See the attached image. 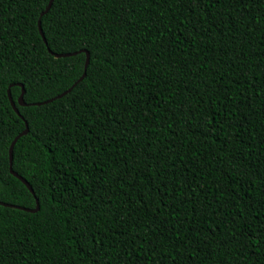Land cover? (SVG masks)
I'll use <instances>...</instances> for the list:
<instances>
[{
  "label": "trees",
  "instance_id": "trees-1",
  "mask_svg": "<svg viewBox=\"0 0 264 264\" xmlns=\"http://www.w3.org/2000/svg\"><path fill=\"white\" fill-rule=\"evenodd\" d=\"M48 2L0 0V264H264V0Z\"/></svg>",
  "mask_w": 264,
  "mask_h": 264
},
{
  "label": "water",
  "instance_id": "water-1",
  "mask_svg": "<svg viewBox=\"0 0 264 264\" xmlns=\"http://www.w3.org/2000/svg\"><path fill=\"white\" fill-rule=\"evenodd\" d=\"M54 0H49L48 4L46 5V8L41 12V15H40V19L38 21V26H39V30L41 32V35L44 39V41L47 43V39H46V36H45V33H44V30L42 28V22H41V16L45 13H47L50 9V7L52 6V3H53ZM49 51L52 52L55 56L57 57H61V56H70V55H74L76 53H78L79 51H67V52H55V51H52L50 49V47H48ZM80 51H85L86 52V61H85V68H84V72L83 74L75 81V83H73L68 89L64 90L63 92L53 96V97H50L48 99H45V100H42V101H36V102H32V104H44V103H47V102H50L56 98H59V97H62L63 95L67 94L68 92H70L73 87L78 83L80 82L86 75L85 73H87V67L89 65V62H90V53L88 50L86 49H81ZM19 85L22 86V91L17 99V101L13 98L12 96V93H11V86L13 84H10L9 88H8V95H9V98H10V101L12 103V106L13 108L15 109V111L21 116L23 117V115L21 114L18 106H17V102L20 104V105H28L30 103H27L24 99V94H25V87L22 83H18ZM26 122V127L24 130H22L20 133H18L14 139L12 140V143L10 145V170L11 172L16 175L19 179H21L26 185L27 187L35 194L34 192V189L32 187V185L30 184V182L24 177L22 176L21 174H19L17 171H15L13 169V148H14V145L15 143L17 142V140L23 135V134H26L28 131H29V126H28V122L25 120ZM0 204H3V205H6V206H12V207H16V208H20V209H24L26 211H31V212H36L39 210L40 208V202H39V198L36 197V206L35 207H26V206H23V205H19V204H13V203H9V202H5V201H2L0 200Z\"/></svg>",
  "mask_w": 264,
  "mask_h": 264
},
{
  "label": "snow or ice",
  "instance_id": "snow-or-ice-1",
  "mask_svg": "<svg viewBox=\"0 0 264 264\" xmlns=\"http://www.w3.org/2000/svg\"><path fill=\"white\" fill-rule=\"evenodd\" d=\"M87 73H85V75H86Z\"/></svg>",
  "mask_w": 264,
  "mask_h": 264
}]
</instances>
